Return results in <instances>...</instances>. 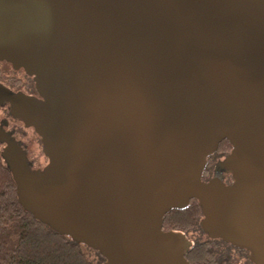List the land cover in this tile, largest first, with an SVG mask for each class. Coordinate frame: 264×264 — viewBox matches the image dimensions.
<instances>
[{"label": "water", "instance_id": "obj_1", "mask_svg": "<svg viewBox=\"0 0 264 264\" xmlns=\"http://www.w3.org/2000/svg\"><path fill=\"white\" fill-rule=\"evenodd\" d=\"M0 61L41 98L9 113L47 164L0 152L33 219L103 264H189L161 227L196 200L209 239L264 264V0H0Z\"/></svg>", "mask_w": 264, "mask_h": 264}, {"label": "trees", "instance_id": "obj_2", "mask_svg": "<svg viewBox=\"0 0 264 264\" xmlns=\"http://www.w3.org/2000/svg\"><path fill=\"white\" fill-rule=\"evenodd\" d=\"M231 149L224 141L206 158L202 181L212 176L215 165L229 155ZM201 218L198 202L191 200L182 210H170L161 228L163 232L182 234L192 242L184 253L189 264L230 261L229 254L208 241L199 225ZM104 261L98 251L60 235L23 210L16 198L11 173L0 153V264H103Z\"/></svg>", "mask_w": 264, "mask_h": 264}, {"label": "flooded vegetation", "instance_id": "obj_3", "mask_svg": "<svg viewBox=\"0 0 264 264\" xmlns=\"http://www.w3.org/2000/svg\"><path fill=\"white\" fill-rule=\"evenodd\" d=\"M19 94L41 100L36 91L33 77L29 76L23 68L16 69L11 64L0 61V152L7 146V141L12 140L26 152L27 160L33 169H42L47 164V159L43 155L41 138L32 127H26L23 121L9 113L10 98ZM223 182L230 185L232 180L229 176L223 175ZM208 241L223 249L226 255L229 254L230 261L222 260L221 264H253L250 262L249 252L246 250H241L217 239ZM190 243L192 245V242Z\"/></svg>", "mask_w": 264, "mask_h": 264}]
</instances>
